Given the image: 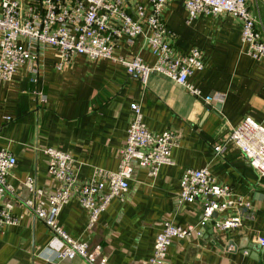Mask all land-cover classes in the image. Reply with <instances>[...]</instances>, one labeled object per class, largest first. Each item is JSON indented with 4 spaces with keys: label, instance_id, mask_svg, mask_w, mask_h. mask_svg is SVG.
I'll use <instances>...</instances> for the list:
<instances>
[{
    "label": "crops",
    "instance_id": "1",
    "mask_svg": "<svg viewBox=\"0 0 264 264\" xmlns=\"http://www.w3.org/2000/svg\"><path fill=\"white\" fill-rule=\"evenodd\" d=\"M248 2L264 26V0ZM161 14L177 32V50L197 46L202 51L203 68L189 76L200 96L158 71H151L143 84L108 58L75 54L58 67L61 56L51 46L41 47L11 80L1 83L0 147L16 158L9 180L17 197L0 198L12 199L16 218L0 227V264H88L81 257L54 258L48 248L51 230L21 203L35 196L23 181L32 176L43 191L40 198L47 201L57 184L47 173V146L68 151L80 179L89 177L95 167L115 170L132 118V100L140 103L151 130L178 133V143L171 148L172 164L161 165L156 176L135 165L124 197L111 199L90 227L87 210L72 197L58 215L59 225L89 249L99 245L98 259L106 264H144L165 221L197 232L173 238L163 264H264L260 242L264 176L236 144L225 141L231 127L248 113L264 124V56L256 59L245 51L239 22L230 12L200 13L186 21L185 1L168 0ZM21 41L26 44L25 38ZM114 52L126 57L137 53L146 62L154 61L141 34L132 38L123 34ZM220 142L224 146L216 151ZM205 166L219 184L251 202L242 212L241 224L228 230L214 228L206 235L199 225L204 199L190 203L178 196L183 171Z\"/></svg>",
    "mask_w": 264,
    "mask_h": 264
},
{
    "label": "built area",
    "instance_id": "2",
    "mask_svg": "<svg viewBox=\"0 0 264 264\" xmlns=\"http://www.w3.org/2000/svg\"><path fill=\"white\" fill-rule=\"evenodd\" d=\"M186 21L202 13L233 14L240 25V38L245 51L253 58L264 56V26L259 14L249 6L248 0H184ZM168 0H0V85L13 78L23 62L30 60L44 46L55 48L61 62L68 63L75 54H85L91 59L108 58L121 63L128 74L143 84L151 71H158L182 84L191 94L200 96L199 87L189 76L203 68L202 51L191 46L186 52L175 47L177 32L169 27L161 11ZM129 38L141 34L154 61L146 62L139 54L126 57L116 54L114 48L123 35ZM26 39V44L21 41ZM221 95H217L219 99ZM132 118L126 128L124 144L119 148L118 166L115 170L95 167L87 178H78L72 155L59 147L47 146V173L56 181L47 201L40 198L43 191L27 176L23 185L35 196L22 200L52 232L48 246L56 259L81 257L88 264H106L99 260L100 246L89 249L88 244L69 235L58 223L62 207L72 198L88 212V227L94 224L111 199L123 198L128 190L135 165L145 167L156 176L163 164H172L171 148L178 143V133L173 129L151 130L142 118L140 103L130 102ZM8 118V116H6ZM236 144L243 155L261 176H264V124L252 114H246L225 139ZM224 143L214 146L221 151ZM16 158L5 147H0V198L17 197L9 180ZM179 198L194 202L202 197L203 212L199 222L202 227L211 221L218 230H228L241 224L242 212L251 202L219 184L208 167L186 168L179 179ZM47 203V205H46ZM13 201L0 202V227L16 221ZM231 211L223 217L220 213ZM214 212L218 216L212 219ZM197 232L194 227L176 225L165 221L157 233L153 250L144 264H163L173 238L185 239ZM199 233V231H198ZM264 245V238H260ZM53 258V257H52Z\"/></svg>",
    "mask_w": 264,
    "mask_h": 264
},
{
    "label": "water",
    "instance_id": "3",
    "mask_svg": "<svg viewBox=\"0 0 264 264\" xmlns=\"http://www.w3.org/2000/svg\"><path fill=\"white\" fill-rule=\"evenodd\" d=\"M218 216L217 212H214V214L212 215V219L213 218H216ZM205 232V235L208 234V233H212L214 231V227H213V224L211 221H208L206 222V224H204L201 229H200V232ZM205 235H201V237L203 239H205Z\"/></svg>",
    "mask_w": 264,
    "mask_h": 264
}]
</instances>
